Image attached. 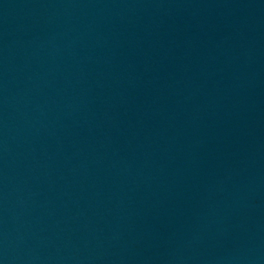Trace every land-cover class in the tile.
I'll use <instances>...</instances> for the list:
<instances>
[{"label": "water", "instance_id": "obj_1", "mask_svg": "<svg viewBox=\"0 0 264 264\" xmlns=\"http://www.w3.org/2000/svg\"><path fill=\"white\" fill-rule=\"evenodd\" d=\"M172 0H0V264H140Z\"/></svg>", "mask_w": 264, "mask_h": 264}]
</instances>
